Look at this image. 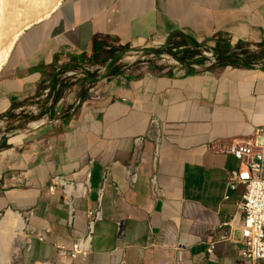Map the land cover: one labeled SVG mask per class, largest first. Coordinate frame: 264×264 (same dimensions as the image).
Returning a JSON list of instances; mask_svg holds the SVG:
<instances>
[{
	"label": "crops",
	"instance_id": "obj_1",
	"mask_svg": "<svg viewBox=\"0 0 264 264\" xmlns=\"http://www.w3.org/2000/svg\"><path fill=\"white\" fill-rule=\"evenodd\" d=\"M220 37L264 42V0H61L23 30L0 70V126L22 122L20 134L0 137V210L27 217L30 260L248 264L240 230L223 226L245 190L228 187L240 163L225 150L264 126V69L205 64L177 74L106 53L80 59L95 40L105 51L153 41L191 51ZM88 71L98 80L85 81ZM56 177L72 184L73 220L62 187L49 189ZM104 183L91 251L61 256L86 235Z\"/></svg>",
	"mask_w": 264,
	"mask_h": 264
},
{
	"label": "built area",
	"instance_id": "obj_2",
	"mask_svg": "<svg viewBox=\"0 0 264 264\" xmlns=\"http://www.w3.org/2000/svg\"><path fill=\"white\" fill-rule=\"evenodd\" d=\"M152 45L158 47L164 46L165 43L153 41ZM214 46L215 44L212 45V47ZM212 47L209 48L211 51L209 55L213 59L211 62H207L206 65L208 66L216 63ZM194 66L199 65L193 64L192 67ZM255 68L260 67L255 65ZM87 69L89 68L87 67ZM155 121L153 120V122ZM225 152L232 154L240 163L238 169L229 171L227 177L228 187L236 188L238 185H243L245 190L241 199L237 202L236 212L228 221L223 223V226H229L231 231L236 227L240 230V238L237 241L239 254L248 264H264V126L256 128L249 136L233 139ZM131 179L135 181V173L131 174ZM154 181L155 176L153 177V183ZM70 184L63 177H56L49 189L51 192H55L58 186L62 187L69 207V216L73 220L75 208L72 198L73 188ZM104 185L105 183L99 190L98 205L94 208H88L86 211V235L75 240L69 253L65 247L60 246L59 254L61 256L69 255L76 259L80 255L85 258L91 251L96 225L103 218L101 200ZM154 190L156 191L155 188ZM117 236L119 243L123 244L125 237L124 221L117 223ZM213 249L214 246H211L209 250L212 251Z\"/></svg>",
	"mask_w": 264,
	"mask_h": 264
},
{
	"label": "bare ground",
	"instance_id": "obj_3",
	"mask_svg": "<svg viewBox=\"0 0 264 264\" xmlns=\"http://www.w3.org/2000/svg\"><path fill=\"white\" fill-rule=\"evenodd\" d=\"M60 2L61 0H0V70L23 30L48 16ZM25 226L23 216L11 209L0 219V264H11L19 254L20 248L15 247V243L21 239Z\"/></svg>",
	"mask_w": 264,
	"mask_h": 264
},
{
	"label": "rangeland",
	"instance_id": "obj_4",
	"mask_svg": "<svg viewBox=\"0 0 264 264\" xmlns=\"http://www.w3.org/2000/svg\"><path fill=\"white\" fill-rule=\"evenodd\" d=\"M17 8L19 9L20 6ZM212 45L213 43L209 42L207 43L206 46L199 48L200 54L196 56L198 58L203 57L205 59V64H207V62H211L213 59V57L209 55L211 53L209 48L212 47ZM246 47H248L251 51L258 50V46L253 43H249L248 45H246ZM186 55L187 54L185 53V50H181V48L175 47V45L173 44L171 46L164 45L158 47L150 45L144 49H139V50L127 49L119 62L125 66H130V67L139 66V65L144 66L148 64L169 66L174 69L175 73L184 74L189 71V67L184 66L182 62L179 60V57H185ZM205 64L199 65L197 67L194 66L193 68L196 71H200L206 67ZM255 65L262 68L264 67V61H258L255 63ZM18 120H20V117L9 122L8 124H4L0 126V137L3 138L13 133L20 134V131L22 130L21 128L22 122L21 121L17 122ZM40 121H42V119L35 120V122H40ZM7 210L9 209L0 210V219L4 218ZM11 210L18 212L14 209ZM18 213H20L23 216L26 226L21 239L15 243V247L20 248V252L18 255H16V257L14 258L11 264H37V262L42 264L45 263L55 264L43 260L33 261L28 258V254H27L28 247L33 243L36 237L34 238V236L31 235L27 230V226H28L27 217L21 212Z\"/></svg>",
	"mask_w": 264,
	"mask_h": 264
},
{
	"label": "trees",
	"instance_id": "obj_5",
	"mask_svg": "<svg viewBox=\"0 0 264 264\" xmlns=\"http://www.w3.org/2000/svg\"><path fill=\"white\" fill-rule=\"evenodd\" d=\"M192 45L196 49L191 51H189L190 49H187L185 50V53L187 55L185 57H179V60L182 62V64L189 67V72L195 71L191 64H205V59L203 57L198 58L196 56L200 54L199 48L206 45V43L200 44L194 41L192 42ZM246 45L248 44L238 43L237 45L232 46L230 42L220 37L215 41V46L211 48L214 56L216 57V63H214L210 68L225 67L228 65L236 67L255 68L256 62L264 61V42L256 44L258 46V50L255 51H251L248 47H246ZM105 46L106 45L96 46L95 40L93 54H83L80 57L81 61L88 60L93 63H97L100 58L99 55L106 53L107 58H111V62H116L123 56L125 51L129 49L128 47L118 49L111 47L108 51H105ZM262 69H264V67H262ZM95 76L96 73H91L88 71L86 72L85 81H97L98 78ZM3 145H5V143Z\"/></svg>",
	"mask_w": 264,
	"mask_h": 264
}]
</instances>
